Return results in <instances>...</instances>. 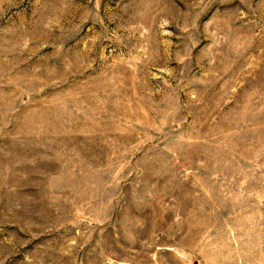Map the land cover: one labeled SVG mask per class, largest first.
Instances as JSON below:
<instances>
[{"label":"rangeland","instance_id":"374dc122","mask_svg":"<svg viewBox=\"0 0 264 264\" xmlns=\"http://www.w3.org/2000/svg\"><path fill=\"white\" fill-rule=\"evenodd\" d=\"M0 264H264V0H0Z\"/></svg>","mask_w":264,"mask_h":264}]
</instances>
